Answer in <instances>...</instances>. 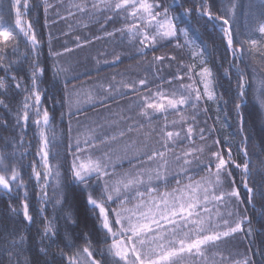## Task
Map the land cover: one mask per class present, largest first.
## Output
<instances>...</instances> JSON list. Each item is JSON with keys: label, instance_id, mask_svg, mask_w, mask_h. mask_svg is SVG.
<instances>
[{"label": "snow or ice", "instance_id": "1", "mask_svg": "<svg viewBox=\"0 0 264 264\" xmlns=\"http://www.w3.org/2000/svg\"><path fill=\"white\" fill-rule=\"evenodd\" d=\"M188 4L192 6H186ZM43 5L45 14L53 9L60 19L77 13L90 18L103 16L105 22L119 18L124 21L123 26L105 34L114 37L119 33L122 39L127 37L129 44L139 45L136 51L141 56L146 55L145 49H155L163 40L177 39L176 46L182 47L178 38L183 37L184 45L198 49L192 55L199 58L202 65L196 75L203 90L193 79L194 64L186 66L188 71L185 75L191 82L180 83L171 91L160 86L152 91L147 78L117 81L113 75L107 85H97L99 92L95 89L81 92L75 86L68 87L70 69L54 63L53 81L63 84V103L69 114L73 108L79 111L85 103L104 106L107 100L126 95L127 90L137 94V115L143 118L149 129L143 132L145 123L139 121L121 128V122L132 120V117L120 114H117L118 120H106L103 124L85 128L74 141L69 127L67 152L71 162L65 176L58 160L55 164L50 162V157L57 159L60 153L53 151L57 133L51 125L48 109L41 105L42 93L46 91L40 88L41 77L45 73L38 58L41 42L33 23L25 19L33 4L31 0H0V70L4 72L0 76V109L14 116V128H19L22 133L30 120L35 125L40 144L36 155L40 157L43 169L37 170L35 162L31 165L32 177L40 189L37 201L41 207L36 212L43 221L42 230L37 232L35 253L25 246L29 237L22 229H0V264H254L247 254L233 259L231 254L225 255L219 250L221 244L228 243L237 234L244 238L253 236L249 208L264 219V203L258 210L256 203L257 200L264 202V160H260L258 166L254 164L247 150L248 136L244 135L245 119L241 108L248 87L244 69L231 65L236 67L238 76L234 108L242 136L238 151L243 160L238 162L231 146L222 149L219 139L208 142L214 129L197 130L199 111L208 110L200 108L201 102H216L218 98L214 89V73L203 59L207 46L197 44L199 28L192 27L193 17L197 18V23L203 19L205 28L211 25L213 29H219L234 60L243 62L245 52L264 58V50L256 39L236 41L232 20L240 6L237 0H229L222 9L224 14L212 11L211 0H172L171 4H165L163 0H68L66 17L60 15V7H65L64 0H57L56 4L43 0ZM13 14L14 23H8L5 16ZM256 31L264 35V13ZM21 36L34 54L26 76L14 74V66L29 57L27 51L20 52ZM76 41L77 48L90 43L87 40L80 42L79 36ZM245 44L250 47L246 49ZM71 51L65 47L63 52L50 54L59 57ZM120 59L117 54L112 63ZM166 59L175 60V57L154 56L152 63ZM224 74L228 75L227 69ZM120 75L123 76L122 73ZM174 79L183 81L184 76L177 75ZM166 83L172 84V80ZM13 86L24 93L14 111L10 98H3ZM142 90L145 94H141ZM254 95L264 109V79L258 82ZM158 115L164 122L157 131L152 120ZM169 115L175 118L169 120ZM261 115L264 116V112ZM0 127L5 130L9 127V121L3 116H0ZM105 128L112 131L105 132ZM133 132L143 133V139H132L122 144ZM153 133L157 136L155 144L152 142ZM197 136L202 143H196ZM0 139L4 141V148L0 150V189L5 194L12 193L14 188L25 189L21 202L22 218L31 225L36 217L29 211L26 183L15 164L9 162L16 155L17 143L23 144V135L18 142L14 138ZM9 147L13 148L12 152H8ZM125 161L130 167L117 171ZM254 173L262 178L256 180ZM49 177L55 179L54 208L65 204L71 206L72 202L83 199L86 210L94 217L95 241L92 231L88 230L90 217L87 214L81 218L68 211L63 217V232L55 216L49 218L44 215L51 200ZM170 178L175 180V187L169 189ZM9 207L14 214H21L11 205ZM78 228L80 231H76ZM248 251L252 249L249 247Z\"/></svg>", "mask_w": 264, "mask_h": 264}, {"label": "trees", "instance_id": "2", "mask_svg": "<svg viewBox=\"0 0 264 264\" xmlns=\"http://www.w3.org/2000/svg\"><path fill=\"white\" fill-rule=\"evenodd\" d=\"M31 2L33 7L29 10V15L25 19L33 23L37 38L41 42L38 58L40 66L45 68V73L41 77L40 88L46 90L42 93L41 105L42 108L48 109L51 116V125L57 133V144L53 151H59L60 153L57 159L50 157V162L55 164L58 160L61 165V172L65 176L68 175L67 169L71 162V156L67 152L69 127H71V124L75 120L81 121V119H88V122H90L96 116L103 120V122L106 120H118V117L112 111L116 110L119 107L118 105H126L128 102L135 100L137 94L125 90L126 95H117L114 99L107 100L104 106L98 103L88 104L86 107L83 106L84 108H81L79 112L69 114L68 107L63 103V84L53 81L52 66L54 63L58 62L60 66L70 69L68 73L70 81L68 87L71 89L75 86L76 90L79 91L88 88L94 81L100 79H103L105 85H107L113 75L116 76L117 81L121 79L138 81L141 78H147L149 81L148 87L152 91H156L157 86L171 91L173 88H178L180 83H187L189 81L185 75L188 71L186 66L194 64L196 67L192 73L193 79L201 91L203 90V85L199 83L200 78L196 75V72L200 70L202 65L199 62V58H194L192 55L193 51H197L198 49L184 45L183 37L178 38L179 43L183 45L182 47L176 46L177 39L163 40L156 45L155 49H145L146 55L141 56L136 51L139 45L129 44L127 37L122 39L119 33H116L114 37L105 34L123 26L124 21L119 18L114 21L105 22L103 16L90 18L77 13L73 17L60 19L53 9H49L48 13L45 14L43 0H31ZM49 2L56 4L57 0H49ZM163 2L171 4L172 0H163ZM64 3L65 7H60V15L66 17L68 0H64ZM211 3L214 13L224 14L222 9L229 3V0H211ZM237 3L240 6L236 10L234 20H232L236 41L256 39L259 42L261 50H264V35L256 31L257 23L261 19L262 13H264V7H261L264 0H237ZM186 6L192 5L188 4ZM72 11H75V9H72ZM97 19L99 22H97ZM5 20L8 23H14V14L12 16H5ZM204 23L203 19H200L199 23H197V18L193 17L192 27L199 28L197 35L200 38L197 40V44L200 47L207 46L203 59L206 60L207 66L214 73V89L218 99L216 102L207 100L201 102L200 108L206 107L208 110L207 112L202 111V113H198L197 130L199 128L214 129L208 138V142L211 143L212 140L219 139L222 149L226 150L231 146L233 155L237 158L238 162L243 160V156L238 151L242 136L239 133L238 120L234 108V101L237 99L238 76L236 67L231 66L234 64L238 65L239 68L245 70L248 81L246 97L241 108L245 119L244 135L248 136L247 150L249 156L253 159L254 164L258 166L259 161L264 160V142H262V138H264V132H262V129H264V116L261 115L264 109H261L257 103L254 93L258 82L264 79V58L255 53L249 54L245 52L243 62L234 60L226 48L219 29H213L211 25L205 28ZM69 25L72 26L71 29ZM84 25H87V27ZM77 36L80 37V42L87 40L90 43L77 48ZM65 47L71 48L72 51L59 57H54L50 54L63 52ZM244 47L247 49L250 45L245 44ZM30 49L31 46L21 36L20 52L24 53L27 51L29 57L28 60L14 66V74L26 76L29 64L34 56ZM117 54L120 55L121 59L112 63L114 56ZM154 56H174L175 60L166 59L163 62L153 64ZM10 58L15 59V57ZM97 61L100 63H97ZM104 61H108V63H104ZM226 69L228 70L227 76L224 74ZM121 73L123 76L120 75ZM2 75H4V72L0 70V76ZM177 75L184 76L183 81L175 80L174 77ZM168 80H172V84L166 83ZM141 94H145L143 90ZM23 95V92L16 90L13 86L9 89L8 95L3 98L6 100L10 98L11 108L14 111L19 107ZM220 97L222 99H219ZM0 116L5 117L9 121V127L6 130L0 127V137L14 138L18 142L21 135H23V144L17 143L15 148L16 155L14 158H10L9 162L10 164H15L21 178L26 183L29 211L36 217L35 223L31 225H27V222L23 221L21 202L24 199L25 189L14 188L10 194H5L4 190L0 189V229H8L9 227L15 228L17 231L22 229L29 237L25 246L35 253L37 232L43 228V221L36 212L41 207L37 201V194L40 189L35 178L32 177L31 169V165L35 162L37 170L43 171L40 157L36 155L40 147L37 135L38 130L30 120L26 131L22 133L19 128H14L13 115L5 113L4 110L0 109ZM123 116L132 117L128 114H123ZM217 117H219V120H217ZM174 118L173 115L168 116L169 120ZM133 121L145 123L143 132L149 130L147 123L142 117H132V120H125L121 122L120 127L126 128L127 124L133 123ZM163 122V117L158 115L152 120V126L156 127L158 131L159 126ZM104 131L111 132L112 129L105 128ZM205 134L207 135L208 133L206 132ZM134 138L142 140L143 133H140L138 136H136L135 132L129 133L125 140H132ZM156 139V133H153V144H155ZM195 139L197 144L202 143L198 136ZM226 140L228 141L227 143L225 142ZM156 146L158 147L159 145ZM3 148L4 141L0 139V150ZM7 150L8 152H12L13 148L9 147ZM177 150L179 151V149ZM129 167L130 165L125 161L117 171H124ZM235 171L238 173V170ZM254 178L260 180L262 177L254 173ZM41 183H43V180H41ZM48 184V193L51 200L46 205L44 215L49 218L55 216L57 218L56 223L61 228V232H63L65 227L63 217L68 211H72L76 217L81 218L87 214L90 217L88 230L92 231V239L95 241L96 232L92 229L94 217L86 210L83 199L72 202L71 206L65 204L62 207L57 206L54 208V177H49ZM171 187H175V180L172 178H170L168 185L169 189ZM161 190H163V185H161ZM256 203L258 210L260 204L264 202L257 200ZM9 205L16 208L21 214H14ZM248 215L252 218L253 236L244 238L242 234H237L228 243L221 244L219 250L224 252L225 255L231 254L233 259L247 254L252 257L254 264H264V219H260L257 212L251 208H249ZM81 228H83V225H81ZM76 231H80V229L78 228ZM249 247L252 249L251 252L248 251Z\"/></svg>", "mask_w": 264, "mask_h": 264}, {"label": "crops", "instance_id": "3", "mask_svg": "<svg viewBox=\"0 0 264 264\" xmlns=\"http://www.w3.org/2000/svg\"><path fill=\"white\" fill-rule=\"evenodd\" d=\"M60 65V63H59ZM99 83H104V80L103 79H100V80H96L94 81V83L91 85V86H88V88H84L83 90L81 89V92H87L88 90H91V89H95L97 92H99V89L97 87V85ZM137 99V98H136ZM135 100H132L130 102H128L126 105H118L119 107L116 109V110H113V114L118 117L119 119V116L117 114H120V115H123V114H128L134 118H139V116L137 115V112H138V108L136 107L135 105ZM88 106L87 103L85 104H82L80 109L81 108H84V107ZM79 109V111H80ZM75 108H73L71 114H75L77 112ZM99 115V114H98ZM95 119H93L92 121L88 122V119H81V121H74L72 124H71V134H72V138H73V141L74 139L76 138L77 134L84 131L85 128H90V127H95L96 125L98 124H103V120H101L100 118H98L97 116L96 117H93ZM132 122L128 123V124H131ZM127 124V125H128ZM127 127V126H126ZM105 130V129H104ZM136 136H138L140 133H136ZM136 139V138H134ZM131 140H125V141H122L121 143H128L130 142Z\"/></svg>", "mask_w": 264, "mask_h": 264}, {"label": "rangeland", "instance_id": "4", "mask_svg": "<svg viewBox=\"0 0 264 264\" xmlns=\"http://www.w3.org/2000/svg\"><path fill=\"white\" fill-rule=\"evenodd\" d=\"M191 81H188L187 83H190ZM198 86V85H197ZM199 87V86H198ZM200 88V87H199ZM199 113H202V110L201 111H199Z\"/></svg>", "mask_w": 264, "mask_h": 264}]
</instances>
